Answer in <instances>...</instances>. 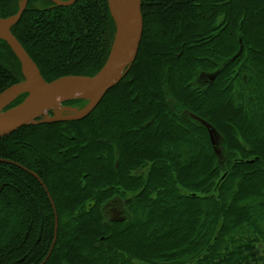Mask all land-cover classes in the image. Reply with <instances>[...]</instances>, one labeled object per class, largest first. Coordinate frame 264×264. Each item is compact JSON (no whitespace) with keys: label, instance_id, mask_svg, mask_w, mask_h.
Here are the masks:
<instances>
[{"label":"trees","instance_id":"obj_1","mask_svg":"<svg viewBox=\"0 0 264 264\" xmlns=\"http://www.w3.org/2000/svg\"><path fill=\"white\" fill-rule=\"evenodd\" d=\"M141 3L137 58L90 115L0 138V264H264V0ZM11 31L49 83L99 73L117 25L109 0H28ZM23 81L0 40V95ZM116 196L129 217L104 221Z\"/></svg>","mask_w":264,"mask_h":264},{"label":"water","instance_id":"obj_2","mask_svg":"<svg viewBox=\"0 0 264 264\" xmlns=\"http://www.w3.org/2000/svg\"><path fill=\"white\" fill-rule=\"evenodd\" d=\"M52 1L60 6H69L76 0H69L67 2L59 0ZM109 1L111 2V0ZM27 3L28 0H23L20 11L16 16L6 19L0 18V40L5 41L18 58L21 63V70L24 77L23 82L13 85L0 95V112L3 110L2 113H0V138L8 136L24 126L66 120L80 121L85 119L96 109L108 91L118 84L129 72L137 58L142 40L144 24L141 0H127L130 19V36L119 60L115 64L107 66L108 59L102 70L94 76H64L48 83L42 78L37 65L11 31L13 25L20 20ZM213 79L214 78L211 77V80ZM68 89L84 91L81 96L77 97L78 99L81 98L87 101L83 109L77 112V108H61L62 110L59 113L60 115L58 114L59 116L41 119L46 112L52 110L53 104L57 102L62 93ZM14 93L17 94L11 100H8ZM23 94H26L24 101L18 106L7 110V107ZM65 100L68 99H61L60 103L62 104ZM0 162L5 161L0 159ZM16 166L22 168L21 165ZM48 195L50 197V194ZM55 215L57 230L56 210ZM54 244L55 241L53 246ZM52 249L53 247L50 250V254ZM48 257L41 264H45Z\"/></svg>","mask_w":264,"mask_h":264},{"label":"bare ground","instance_id":"obj_3","mask_svg":"<svg viewBox=\"0 0 264 264\" xmlns=\"http://www.w3.org/2000/svg\"><path fill=\"white\" fill-rule=\"evenodd\" d=\"M111 3L114 17L117 23V32L107 66L115 64L119 60L128 43L130 36V19L127 0H111ZM83 93V90L78 91L74 89H68L62 93L60 99L53 104L52 108L59 110L61 109V99L64 100L79 97ZM16 94L14 93L13 95H11L8 100H11ZM2 111L0 113H2Z\"/></svg>","mask_w":264,"mask_h":264},{"label":"rangeland","instance_id":"obj_4","mask_svg":"<svg viewBox=\"0 0 264 264\" xmlns=\"http://www.w3.org/2000/svg\"><path fill=\"white\" fill-rule=\"evenodd\" d=\"M109 3H110L111 13L113 14L112 7H111L112 6V3L110 1H109ZM113 16H114V14H113ZM205 76L208 77L209 74H206ZM205 76H204L205 79L204 78L203 79H199V80H197L196 83L198 85H204L205 83H207L208 80L206 79ZM77 99L78 98L75 97V98H71V99L65 100L64 102H62L61 108H77V110H76L77 112L81 111V109H83V108H81L82 106H79L78 105L79 107H72V106H75V104H66L65 103L66 101H71V100L73 101V100H77ZM79 99H81V98H79ZM81 100L86 101L84 99H81ZM61 110L62 109L56 110V109H53L52 108L51 111H49L48 113L46 112V115H47V117L59 116L60 115L59 113H60ZM183 114L185 116H187V117H191L192 116L187 111H183ZM45 118L46 117L44 115L43 116V119H45ZM213 134H214L213 135L214 141H216V146H215L216 151H217L218 155L220 156V158L222 160L224 158V152L225 151H224L222 145H220V137L217 135L216 132H213ZM0 186H1V183H0ZM134 195H135L134 193H130V192L129 193H126V198L127 197H131V196L134 197ZM52 202H53V200H52ZM54 208L56 210L55 205H54ZM102 212H103V219H104V221H110L112 219L129 217V212H128L127 207H126V205L124 203V198L121 197V196H116V197L112 198L111 200H109L108 202H106L105 205L103 206ZM57 218H58V216H57ZM84 255H86V254L84 253Z\"/></svg>","mask_w":264,"mask_h":264}]
</instances>
